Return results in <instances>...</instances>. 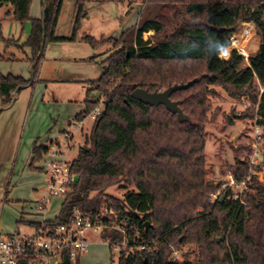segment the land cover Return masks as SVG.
Masks as SVG:
<instances>
[{"label":"trees","instance_id":"16d2710c","mask_svg":"<svg viewBox=\"0 0 264 264\" xmlns=\"http://www.w3.org/2000/svg\"><path fill=\"white\" fill-rule=\"evenodd\" d=\"M32 1L0 0V10L9 7L0 17V40L7 45L1 37L2 19L21 26L29 23L22 48L31 55L30 79L0 75V114L12 107L23 89L38 83L45 44L74 43L80 20L87 16L85 0H76L71 35L57 37L63 0H43L40 19L29 16ZM242 23H253L260 38L246 67L234 50L228 59L220 58ZM150 32L151 38L143 41ZM79 41L93 50L110 45L116 51L103 62L99 79L85 83L87 94L99 93L101 102L86 97L74 121H85L100 105L102 111L70 162L77 182L69 187L58 216L44 225L67 224L75 210L95 214L111 202L124 219L129 238L127 251L118 254L116 262L111 255L110 264H264V187L252 177L244 195L247 206L226 199L219 204L220 197L210 203L220 184L206 182L204 158L207 101L214 96L212 88L220 87L231 98L247 101L245 118H256L262 129L264 167V0H142L136 24L117 40L84 35ZM192 81L188 89L170 96L187 122L178 121L164 106L150 107L130 97L138 88L155 93ZM48 151V147L33 149L31 171H42L34 165ZM244 152L251 151L239 148L230 168L237 181L249 174ZM120 183L135 191L121 199L105 193ZM135 231L140 240L134 244L130 236ZM105 235L111 244L122 240L114 231ZM221 235L227 242H217ZM140 241L152 249L137 250ZM183 246L196 249L193 260L171 261L170 247ZM108 247L111 252L112 246ZM63 264L78 261L65 259Z\"/></svg>","mask_w":264,"mask_h":264},{"label":"rangeland","instance_id":"374dc122","mask_svg":"<svg viewBox=\"0 0 264 264\" xmlns=\"http://www.w3.org/2000/svg\"><path fill=\"white\" fill-rule=\"evenodd\" d=\"M75 2L76 0L62 1L57 26L54 31L55 36L69 37L71 35L75 15ZM141 3L142 0H85L84 5L87 16L80 20V28L77 32L76 41L65 44H45L43 59L38 66L37 78L49 79L48 77H52L50 78L52 80H46L44 83L39 81L30 90L35 89L36 85L42 86L45 90V100L52 101L50 105L53 107L51 108L54 109V114L56 113L59 116L55 132L60 131L63 127L67 129L64 121L69 117L73 118L81 110V104L86 99L87 88L85 83L99 79L104 72L103 62L116 51L110 45H104L93 50L88 45L81 43L79 38L86 35L95 40L101 38L117 40L125 30L136 24ZM7 10H9V7L1 9L0 17ZM127 10H130L128 15H126ZM32 13L30 17L33 15ZM29 32V23L21 26L12 20L2 19L1 37L4 40H8V43L5 45L0 40V71L16 70L21 68V65L18 64L23 62L29 64L31 58L30 51L27 48H22V44L26 41ZM152 35V32L144 34L142 40L148 41ZM232 38L236 42L235 47H228L227 50L222 52L220 58L224 60L228 59L231 51L236 48L244 56L243 66H248V58L256 53L260 44V38L255 25L253 23L240 24L232 35ZM53 57L54 63L50 60ZM72 58L81 61L66 60ZM92 58L93 60L90 61L89 59ZM30 77L31 75L28 72V79ZM212 90L214 96L208 97L207 101V119L209 124L205 128L204 158L207 170L206 182L213 185L220 184L221 186L225 181L227 173L230 172V168L234 165L236 151L241 147H248V149L252 148L253 150L254 121H249L245 118L248 107L245 99L237 101L228 96L220 87H213ZM88 99L94 102H101V95L97 92H90ZM99 108L102 109V105ZM46 109L47 107H44L45 111H47ZM70 111H76L74 116H72ZM47 117L49 120L48 115ZM70 122L72 121L70 120ZM91 124L92 120L86 119L81 127L75 124L76 126L68 129L71 132L68 134L73 136L72 149L68 151H66V141L63 134H57V143L61 146L60 151L65 153L68 161H72L76 156L78 148L84 144ZM247 155L248 153L244 152L242 159L248 160ZM255 170L258 172L255 177L256 180L261 179V181L257 180V182L264 187V167L261 166ZM42 182L46 183V176L39 177L37 184ZM134 191L135 189L132 185L126 186L120 183L109 188L105 193L116 199H121L124 194ZM245 193H248V191ZM53 200L49 217L58 212L59 206L56 203L61 202V199ZM25 231L26 229H23V232ZM93 241L87 253L79 258V264H110L111 255L114 258V262H116L118 251L112 250L110 252L108 245L103 243L101 239H94ZM220 242H227V238L223 236V240ZM179 249L184 256H187V260H193L196 253L194 247L183 246ZM85 255H89L88 259H85Z\"/></svg>","mask_w":264,"mask_h":264},{"label":"built area","instance_id":"2783aa9c","mask_svg":"<svg viewBox=\"0 0 264 264\" xmlns=\"http://www.w3.org/2000/svg\"><path fill=\"white\" fill-rule=\"evenodd\" d=\"M235 40L231 37L230 46L235 47ZM239 55L242 52L235 48ZM244 57V56H243ZM102 109L95 108L87 119L93 120L100 115ZM82 126L83 122L77 123ZM254 142L253 150L248 153L249 174L242 181H237L228 172L225 181L221 184L216 193L211 195L210 203H214L219 197L225 194L228 201H238L243 206H247L243 195L248 191L247 185L252 177L257 176V169L262 165V129L256 125L254 119ZM66 141V151L72 149L73 136L68 133L63 134ZM60 145H50L49 151L42 158L43 172L46 176L47 196L38 205V210L43 211L52 198H64L69 192V187L75 184L78 177L70 173V162L65 153L60 151ZM259 155V156H258ZM260 160V162H258ZM261 181V179H257ZM126 223L121 219L119 212L112 208V203L103 205L100 211L95 214L85 213L79 209L75 210L67 224L54 226L41 224L32 234L14 233L0 236V264H63L65 259L73 262L81 254L88 251L94 239H101L103 243L118 251V254L127 251L128 238ZM108 230V231H107ZM114 231L121 235V242L111 244L106 232ZM135 244L140 240L137 231L130 236ZM152 243V242H151ZM150 243L140 241L137 250H151ZM131 251V250H130ZM169 258L171 261L183 262L187 258L181 253L179 248L170 247Z\"/></svg>","mask_w":264,"mask_h":264},{"label":"crops","instance_id":"0c3cea01","mask_svg":"<svg viewBox=\"0 0 264 264\" xmlns=\"http://www.w3.org/2000/svg\"><path fill=\"white\" fill-rule=\"evenodd\" d=\"M42 2L43 0L32 1L29 13L30 16L33 10L31 19L41 18ZM50 60L54 63V57ZM66 60L81 61L73 58ZM18 65H21V68L12 69L13 71H10V69L3 70L0 71V75L6 76L7 74L28 79L30 64L23 62ZM48 78H37V81L44 83L46 80H52L50 79L52 77ZM44 92L45 90L39 85H36L35 89L32 90L30 88L23 89L17 95L12 107L0 114V236L12 233L32 234L37 229L32 227V224L41 225L45 222L53 221L61 209L63 198H52L42 212L38 210V205L47 196L46 183L37 184L39 177L45 176L43 172L44 159L41 158L34 165L35 169H42L40 172L31 171L29 165L35 147H49L54 143L58 145L57 134L71 133L68 129L76 126L75 124L77 123L74 119L83 110L84 101L78 113L70 111L72 116L76 114L73 118L69 117L72 122H70L69 118L64 121L67 129L63 127L60 131L55 132L59 116L56 113L54 114V109L51 108L53 107L50 105L52 101L45 100ZM86 97H89L87 89ZM44 107H47V111L44 110ZM46 112H48L49 120ZM64 124L63 126H65ZM53 199H61V202L56 203L59 206L58 212L49 217L52 207L51 203L53 204L54 202ZM18 228L20 229L18 230ZM23 229H26V231L23 232ZM84 254H81L76 259L78 264L79 258ZM85 256V259H88L89 255Z\"/></svg>","mask_w":264,"mask_h":264},{"label":"water","instance_id":"95a60500","mask_svg":"<svg viewBox=\"0 0 264 264\" xmlns=\"http://www.w3.org/2000/svg\"><path fill=\"white\" fill-rule=\"evenodd\" d=\"M194 81L189 82L187 84H181V85H174L162 92H155V93H149L147 90L143 89H135L130 97L142 103L143 105H147L150 107H158V106H164L166 110L174 115L177 116L178 121L180 122H187L188 118L183 115L181 110L178 108L177 104L170 101V96L180 90H186L188 89L191 85H193ZM17 92L13 93V96L15 97ZM225 199V194H223L219 198V204L223 203ZM223 240V236H221L220 239L217 240L219 243L220 241Z\"/></svg>","mask_w":264,"mask_h":264},{"label":"bare ground","instance_id":"6f19581e","mask_svg":"<svg viewBox=\"0 0 264 264\" xmlns=\"http://www.w3.org/2000/svg\"><path fill=\"white\" fill-rule=\"evenodd\" d=\"M245 54V53H244Z\"/></svg>","mask_w":264,"mask_h":264}]
</instances>
